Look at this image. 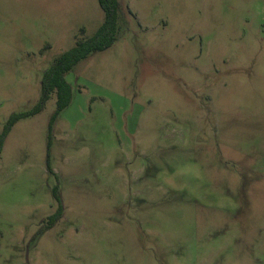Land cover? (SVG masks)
<instances>
[{
    "label": "rangeland",
    "instance_id": "obj_1",
    "mask_svg": "<svg viewBox=\"0 0 264 264\" xmlns=\"http://www.w3.org/2000/svg\"><path fill=\"white\" fill-rule=\"evenodd\" d=\"M119 2L69 106L51 122L52 94L2 142L0 264H264V0ZM103 18L0 0V135Z\"/></svg>",
    "mask_w": 264,
    "mask_h": 264
},
{
    "label": "trees",
    "instance_id": "obj_2",
    "mask_svg": "<svg viewBox=\"0 0 264 264\" xmlns=\"http://www.w3.org/2000/svg\"><path fill=\"white\" fill-rule=\"evenodd\" d=\"M103 12V23L96 33L84 40L77 41L75 46L57 57L52 65L43 73L40 82V97L36 104L27 112L12 115L5 124L0 135V150L2 142L19 120L39 114L52 94L55 95V111L50 119L53 122L70 104L72 90L65 76L81 61L89 56L110 48L119 38L123 27V19L119 0H97ZM48 157V153H47ZM62 211V209H61ZM59 214L49 218L50 224L58 220Z\"/></svg>",
    "mask_w": 264,
    "mask_h": 264
}]
</instances>
